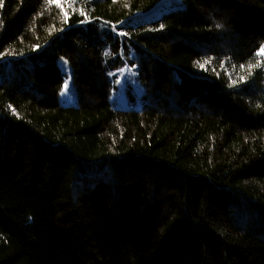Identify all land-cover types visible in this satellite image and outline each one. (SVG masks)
I'll return each instance as SVG.
<instances>
[{"label":"trees","instance_id":"1","mask_svg":"<svg viewBox=\"0 0 264 264\" xmlns=\"http://www.w3.org/2000/svg\"><path fill=\"white\" fill-rule=\"evenodd\" d=\"M159 1L0 0V264H264V0L123 28L151 99L116 109L76 29Z\"/></svg>","mask_w":264,"mask_h":264},{"label":"rangeland","instance_id":"2","mask_svg":"<svg viewBox=\"0 0 264 264\" xmlns=\"http://www.w3.org/2000/svg\"><path fill=\"white\" fill-rule=\"evenodd\" d=\"M183 6L182 0H161L152 9L136 13L118 23L96 20L77 27V37L91 42L100 52L102 68L108 81L109 102L114 108L138 111L151 99L140 79L139 65L135 61L136 44L124 34L123 28L157 20L164 13L180 10ZM57 64L65 82L58 101L62 106H74L76 94L69 65L62 58Z\"/></svg>","mask_w":264,"mask_h":264},{"label":"snow or ice","instance_id":"3","mask_svg":"<svg viewBox=\"0 0 264 264\" xmlns=\"http://www.w3.org/2000/svg\"><path fill=\"white\" fill-rule=\"evenodd\" d=\"M50 3H56L57 5H59V0H49ZM257 55H264V47H262L260 49V51L257 53ZM201 67H203V65H201Z\"/></svg>","mask_w":264,"mask_h":264},{"label":"bare ground","instance_id":"4","mask_svg":"<svg viewBox=\"0 0 264 264\" xmlns=\"http://www.w3.org/2000/svg\"><path fill=\"white\" fill-rule=\"evenodd\" d=\"M5 65V64H4ZM63 81H64V79H63ZM65 83V82H64Z\"/></svg>","mask_w":264,"mask_h":264}]
</instances>
